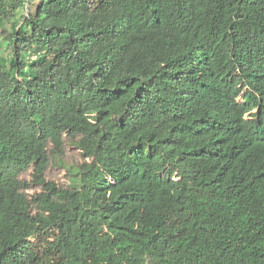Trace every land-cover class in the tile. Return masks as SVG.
<instances>
[{
  "label": "trees",
  "instance_id": "trees-1",
  "mask_svg": "<svg viewBox=\"0 0 264 264\" xmlns=\"http://www.w3.org/2000/svg\"><path fill=\"white\" fill-rule=\"evenodd\" d=\"M0 33V264H264V0H0Z\"/></svg>",
  "mask_w": 264,
  "mask_h": 264
},
{
  "label": "rangeland",
  "instance_id": "rangeland-1",
  "mask_svg": "<svg viewBox=\"0 0 264 264\" xmlns=\"http://www.w3.org/2000/svg\"><path fill=\"white\" fill-rule=\"evenodd\" d=\"M20 20H12L7 24V28H14L19 26ZM2 35L0 33V42L2 41ZM3 51V48L0 46V52ZM82 161V157L80 155V151L76 148L75 145L70 144L69 142L65 145V152L62 157L61 163L59 165H55L51 163L47 170H46V179L48 180H54L59 185H67L70 180L69 172L67 171L68 168H71V166L77 165ZM30 171H28L25 174L21 175V178H24L26 180H30ZM39 190L35 187H31L29 190H27V193L29 195L34 194L35 192H38Z\"/></svg>",
  "mask_w": 264,
  "mask_h": 264
}]
</instances>
